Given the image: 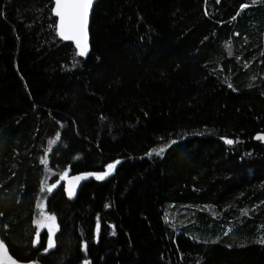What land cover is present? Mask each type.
Returning a JSON list of instances; mask_svg holds the SVG:
<instances>
[{
    "label": "trees",
    "instance_id": "trees-1",
    "mask_svg": "<svg viewBox=\"0 0 264 264\" xmlns=\"http://www.w3.org/2000/svg\"><path fill=\"white\" fill-rule=\"evenodd\" d=\"M52 6L0 0V238L10 254L264 264V147L254 140L264 133V0H170L166 39L126 0H99L84 57L57 37ZM116 161L67 199L63 174ZM45 214L57 221L50 249Z\"/></svg>",
    "mask_w": 264,
    "mask_h": 264
},
{
    "label": "snow or ice",
    "instance_id": "snow-or-ice-1",
    "mask_svg": "<svg viewBox=\"0 0 264 264\" xmlns=\"http://www.w3.org/2000/svg\"><path fill=\"white\" fill-rule=\"evenodd\" d=\"M92 3L93 0H55V15L59 18L58 34L64 40H74L76 42L78 55L80 57L86 56L89 51L87 43V24ZM258 139H264V137H258ZM57 140H59V137H57ZM226 143L231 145L232 143H234V141L229 139L226 140ZM164 151L165 147L153 149L152 152L149 153V155H162ZM42 163L46 164L47 160H42ZM119 163V161H116L115 163L109 164L107 166V170L102 173H89L83 176L75 177L68 186L69 196L74 195L75 185L79 181L87 179L91 176H94L97 180H103L107 176L111 175L112 171ZM54 187L55 185H53L52 187H47L45 185V187H42V191L47 190L48 192H51ZM55 221L56 217L54 215H43L42 219L37 222L41 227H47L49 231L48 248H52L55 246L53 237L55 235V232L58 230ZM36 242H40L39 235L37 236ZM0 249H3L4 255H7V249L4 248L2 243H0Z\"/></svg>",
    "mask_w": 264,
    "mask_h": 264
},
{
    "label": "rangeland",
    "instance_id": "rangeland-1",
    "mask_svg": "<svg viewBox=\"0 0 264 264\" xmlns=\"http://www.w3.org/2000/svg\"><path fill=\"white\" fill-rule=\"evenodd\" d=\"M126 1L143 17V19L161 37L167 38V34H168V5H169L170 0H126ZM57 184H59V182H57L54 185L56 186ZM45 215H52V214H45ZM40 220H38V221H40ZM55 224L57 226V221H55ZM43 230L47 231L48 241H49V231H48L47 227H41L38 224V231H43ZM53 239H54V237H53ZM47 245H48V243H47ZM48 249H50V248H48Z\"/></svg>",
    "mask_w": 264,
    "mask_h": 264
},
{
    "label": "water",
    "instance_id": "water-1",
    "mask_svg": "<svg viewBox=\"0 0 264 264\" xmlns=\"http://www.w3.org/2000/svg\"><path fill=\"white\" fill-rule=\"evenodd\" d=\"M99 0H93V3L90 7V11H89V17H88V24H87V43H88V38H89V25H90V19H91V13H92V10H93V7L95 6V4L98 2ZM52 15L53 17L56 19V25H55V29H56V34H57V37L62 40L63 42H66V43H73L75 46H76V42L74 40H64L62 37H60V35L58 34V25H59V18L55 15V0H53V6H52ZM258 137H264V133H259V134H256L254 136V140L259 142L260 144L263 145L264 147V139H258ZM89 173H95V172H80V173H66V174H63L61 177H60V183L63 185V189H64V192L66 194V197L69 201H74L75 198L77 197V194L81 188V186L88 182L89 180H91L92 178H95L94 176H91L87 179H84L82 181H79L76 185H75V193L74 195L72 196H69L68 194V186H69V183L73 181V179L75 177H78V176H83V175H86V174H89ZM0 243L3 244L4 248L7 249V255H4V252H3V249H0V264H40V263H36L34 261H20V260H17L16 258H14L10 252H9V249L7 247V245L5 244V242L0 238ZM10 258V259H9Z\"/></svg>",
    "mask_w": 264,
    "mask_h": 264
},
{
    "label": "crops",
    "instance_id": "crops-1",
    "mask_svg": "<svg viewBox=\"0 0 264 264\" xmlns=\"http://www.w3.org/2000/svg\"><path fill=\"white\" fill-rule=\"evenodd\" d=\"M163 38H165V37H163ZM166 39V38H165Z\"/></svg>",
    "mask_w": 264,
    "mask_h": 264
},
{
    "label": "bare ground",
    "instance_id": "bare-ground-1",
    "mask_svg": "<svg viewBox=\"0 0 264 264\" xmlns=\"http://www.w3.org/2000/svg\"><path fill=\"white\" fill-rule=\"evenodd\" d=\"M161 9V8H160Z\"/></svg>",
    "mask_w": 264,
    "mask_h": 264
}]
</instances>
